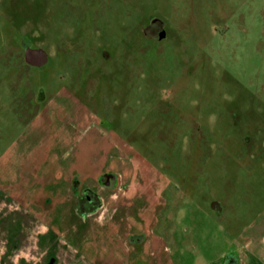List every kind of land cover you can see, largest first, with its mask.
I'll return each mask as SVG.
<instances>
[{
  "label": "rangeland",
  "instance_id": "1",
  "mask_svg": "<svg viewBox=\"0 0 264 264\" xmlns=\"http://www.w3.org/2000/svg\"><path fill=\"white\" fill-rule=\"evenodd\" d=\"M29 47L47 63H28ZM113 142L131 151L109 154ZM77 157L110 174L115 191L130 164L147 194L167 183L157 232H177L141 260L204 264L234 250L264 212V0H0V190L53 198L55 186L70 188V200L22 224L54 237L50 264L99 259L122 242L104 223L64 214L86 187L101 188L85 175L59 180ZM0 228L10 254L33 237L20 234L13 250L15 225Z\"/></svg>",
  "mask_w": 264,
  "mask_h": 264
},
{
  "label": "crops",
  "instance_id": "2",
  "mask_svg": "<svg viewBox=\"0 0 264 264\" xmlns=\"http://www.w3.org/2000/svg\"><path fill=\"white\" fill-rule=\"evenodd\" d=\"M71 133L72 131L67 133L68 138H65V141L71 138ZM76 145H81V143L78 142ZM115 145L117 144L113 142L107 146L110 150L109 154L114 155L116 152L117 155H123L125 152L131 151L130 145L127 143L121 146V150L116 149ZM125 145H127V148L124 147ZM74 161L75 164L70 165V171L73 173L71 172V174L67 176H65V174L63 176L59 175V180H63V184L66 186L69 185L72 179L85 175L88 181L85 186H88V184L91 185L92 182H100L101 188L96 192L91 187L85 188V195L83 197L86 196L88 191L94 193L100 200V206L96 212H88L83 214V217L86 222L90 219L91 221L94 220L96 223L100 222L99 224L104 223L105 227H108V229H106L107 234L119 235V238L122 239L120 244L113 242L111 246H107L106 249L109 252L106 255L99 257L100 260L94 257L90 258L89 256H81L79 264H148L146 261L141 260L145 251L149 252L150 255L154 257L162 248H168V241L177 230L175 228L173 229V225H166L163 234L157 232L161 223L160 216L162 212H164V209L168 207L169 203L168 194L164 192V187L167 184L166 182L164 184L163 181H158L154 188L156 193L147 194V192L141 189L142 187L138 186L139 184L133 179L136 175L137 168L128 164L129 166H126V169L131 172L130 175H132V178H126L123 173L124 170H119L120 183L117 186L118 189L115 191L110 188V174L99 177L95 167H93V165H84L81 157H77ZM42 175L41 177L44 183L47 175ZM50 176L52 175H49L48 177ZM12 185L17 186V184ZM133 186L135 188H133ZM55 189L54 197L56 198H52L49 195H41L39 194L38 189H36L35 193H29L26 194V196L24 192H17V190L14 192V190L11 189V191L9 190V193L0 190V223L4 219H7L8 222L10 221L16 227L13 231L14 235L17 234V236L12 238V242H10V240L8 244H11L12 248L15 247L17 243L16 240L20 234L22 235V233L27 232L33 235L31 242L24 248H18L19 250L15 251L14 254L7 253L8 249H4L3 252V247L1 245L0 255L2 258L0 259V264H21L20 260L22 259L26 260L27 263L25 264H50V253L55 249V246H57L54 237L43 234L42 237L35 238V234H39L41 230L25 227L22 224L24 223V220L46 215L47 212H50V205L53 201H60V204L63 205L64 201L67 202L70 200V188H68L69 190L65 191L63 194L60 185L55 186ZM177 190L178 192L180 191L179 187ZM5 197L7 199H5ZM82 198L78 196L74 198L76 204L71 210L63 209L62 207L63 211L66 210L64 214H80L78 210V202ZM17 202H20L21 206ZM90 202L91 201L88 199L87 204L91 205ZM215 203L216 202H214L213 205ZM6 208L10 210V213L5 212ZM132 218L135 220H131ZM44 231L48 232L46 227L43 229V232ZM84 231L86 233L90 231H94V233L96 232V230L91 229V227H86ZM4 233L5 231L3 228H0L1 236L6 234ZM135 233H144L145 238H139V236L136 237L134 236ZM164 233L169 236H165L164 238ZM237 237L240 241L238 244H235L234 250H232V247L230 249H224L217 258L209 259L207 263L205 261L203 263L264 264V212L258 214L253 220H251V222H249V224L244 226V228L238 233ZM8 244L6 243V245ZM15 249L16 247L13 250ZM88 249H91V247H88ZM161 260L162 258H160L158 263L157 260H152L151 264H162ZM179 261L182 264L183 260ZM169 263L179 264L178 261L173 260L172 258Z\"/></svg>",
  "mask_w": 264,
  "mask_h": 264
},
{
  "label": "water",
  "instance_id": "3",
  "mask_svg": "<svg viewBox=\"0 0 264 264\" xmlns=\"http://www.w3.org/2000/svg\"><path fill=\"white\" fill-rule=\"evenodd\" d=\"M25 57L27 62L34 66H43L48 61L47 52L42 48H27Z\"/></svg>",
  "mask_w": 264,
  "mask_h": 264
},
{
  "label": "trees",
  "instance_id": "4",
  "mask_svg": "<svg viewBox=\"0 0 264 264\" xmlns=\"http://www.w3.org/2000/svg\"><path fill=\"white\" fill-rule=\"evenodd\" d=\"M90 200L91 205L87 204V200ZM80 214H86L88 212H95L100 206L99 198L92 192L88 191L85 197L80 200ZM85 207H88L85 209Z\"/></svg>",
  "mask_w": 264,
  "mask_h": 264
}]
</instances>
